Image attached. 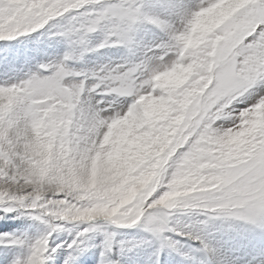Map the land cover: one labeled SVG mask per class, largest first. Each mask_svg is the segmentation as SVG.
I'll return each mask as SVG.
<instances>
[{
  "label": "snow or ice",
  "instance_id": "6c2138e0",
  "mask_svg": "<svg viewBox=\"0 0 264 264\" xmlns=\"http://www.w3.org/2000/svg\"><path fill=\"white\" fill-rule=\"evenodd\" d=\"M220 4L221 0H202L185 17L183 30L172 35L178 59L153 70L146 80L137 76L142 65L79 74L61 63L43 66L50 75L0 87V205L6 214L13 210L10 203L32 210L33 219L49 229L34 241L12 240L29 249L27 258L16 264H46L49 241L61 230L55 222L61 221L103 219L120 228L140 225L161 250H176L167 233L200 240L191 226L177 230L171 225L170 217L178 209L200 208L205 214L232 216L264 228V128L246 135L257 109L264 106V96L239 112L232 109L264 83V0L233 3L206 42L187 48L199 17ZM66 16L70 23L58 34L85 51L89 34L98 30L105 32V39L91 51L131 46L137 27L146 22L171 31L138 0H0V41L27 36ZM192 66L194 75L176 91L157 83L165 73ZM74 75L96 83L91 88L83 81L65 86V78ZM145 85L158 91L141 94ZM105 90L138 99L115 117L103 116L106 109L85 107L88 93ZM156 98L169 101V114L143 128L142 141L153 151L137 162L135 176L114 179L101 173L93 178L91 162L107 151L101 141L109 126L132 114L139 116L142 102ZM225 115L234 125L215 129V122ZM164 185L167 190L159 194ZM94 231L92 224L84 227L68 248L84 251ZM113 240L114 234H106V251H111ZM65 264H74V257L69 255Z\"/></svg>",
  "mask_w": 264,
  "mask_h": 264
},
{
  "label": "rangeland",
  "instance_id": "374dc122",
  "mask_svg": "<svg viewBox=\"0 0 264 264\" xmlns=\"http://www.w3.org/2000/svg\"><path fill=\"white\" fill-rule=\"evenodd\" d=\"M138 2L145 4V11L150 16L164 21L171 28L169 31L146 22L140 24L134 33V42H137V47L140 48L132 54V58L137 60L134 62V66L142 65L138 77L146 80L150 78L153 70L167 68L175 63L177 50L172 35L183 30L185 17L194 12L202 0H138ZM233 3H238V0L226 1L218 9L202 14L193 25L191 37L186 42V47L195 49L206 42L207 37L229 15V9ZM173 5L179 6L178 10H173L170 7ZM69 23L70 19L67 16L61 17L27 36L12 41H0V87L18 85L33 75H50V71L44 70L43 66L63 63L69 72L88 74L99 71L101 68L111 69L117 65H128L127 53L122 46L105 47L98 51H91L105 39L104 31L98 30L89 34L88 51H85L78 44H71L67 38L58 34L65 31ZM66 56H71V59L65 60ZM194 73L195 66L177 68L172 72L163 74L165 80L160 85L170 92L176 91L183 87ZM82 81L86 88H91L96 83L91 78L85 80L84 75H74L66 77L64 84L65 86L78 85ZM257 86L242 97L240 102L234 103L232 109L235 112L247 108L259 96H264V86ZM150 89H148V85H145L142 94H148L150 91L155 95L158 91ZM132 96L135 97L136 95ZM125 97L128 98V96L109 93L107 90L105 92L98 91L88 93L85 96L84 104L89 109L100 110L106 109L113 101H117L118 104L111 105L114 107L113 110L107 109L102 113L105 117H115L118 113L126 111L127 105L131 104L130 100L121 103ZM172 102L175 103L174 100ZM242 102L243 104H239ZM142 103L143 111L139 116L136 114L127 116L109 126L105 132L101 147L106 148L107 151L102 152L91 162L90 171L93 178L101 173L114 179L134 177L137 162L153 151L151 144L143 143L142 130L149 123L160 122L165 119L169 114L170 104L169 101L160 98L146 99ZM234 123L235 121L230 116L225 115L218 119L213 127L215 129H227L232 127ZM247 128L249 131L246 132V135L251 134V131L256 129L264 128V106L257 109L252 123ZM136 182L142 183L139 179ZM166 190V185H164L158 189V193L162 194ZM8 207L13 210L6 214L3 210L4 206L0 205V225L3 224L6 228L0 229V264H16L17 261H23L28 256V247L13 244L12 240L34 241L49 231L47 223L33 219L35 213L32 210L21 208L13 203H10ZM233 218L227 215H207L205 210L200 208L175 210L170 217L171 225L177 230L191 226L195 233L200 236V240H196L177 236L175 233H167L166 235L176 243V250L168 247L161 250L159 242L154 240L150 233L145 232L140 225L120 228L103 219L94 222H55L59 223L61 230L54 233L49 241L46 264H65L69 255L74 257V264H80L85 259V264H186L188 260V264H195V259L200 260L201 257H196L192 249L187 251L188 241L195 240L203 246L205 252L207 251L215 258L216 264H224L225 261V264H228L229 260L235 259L231 256L228 258L224 252L230 253L234 251L235 247L225 249L220 243L221 251H219L216 242L220 239L219 233L225 230L224 227H218V225L229 222ZM89 224H92L96 231L90 233V239L84 246L85 250L74 252L69 249L67 245L76 238L78 232ZM106 234H114L111 251L105 250ZM58 244L63 245V247L52 252L51 249L56 248ZM185 253L188 260L183 258ZM256 254L260 257L264 256V253L261 252H256ZM242 264H262V262L249 261Z\"/></svg>",
  "mask_w": 264,
  "mask_h": 264
},
{
  "label": "clouds",
  "instance_id": "9594fccd",
  "mask_svg": "<svg viewBox=\"0 0 264 264\" xmlns=\"http://www.w3.org/2000/svg\"><path fill=\"white\" fill-rule=\"evenodd\" d=\"M165 80V76L161 75L157 81L158 84H162L163 81Z\"/></svg>",
  "mask_w": 264,
  "mask_h": 264
}]
</instances>
